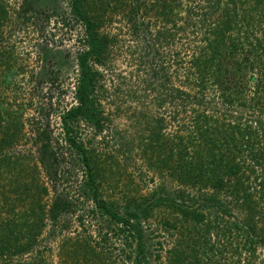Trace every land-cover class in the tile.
I'll use <instances>...</instances> for the list:
<instances>
[{
	"label": "trees",
	"instance_id": "1",
	"mask_svg": "<svg viewBox=\"0 0 264 264\" xmlns=\"http://www.w3.org/2000/svg\"><path fill=\"white\" fill-rule=\"evenodd\" d=\"M146 1L116 0V9L128 7L123 18L131 23L130 29L135 33L144 31L146 53H162L161 63H147L145 70L150 68L156 82L161 79V91L166 92L161 95V104L170 100L175 106L170 120L181 123L179 129L186 134L168 138L163 132L166 117L154 119L152 140L165 152L156 167L170 170L181 188L174 196L163 193L165 196L157 200L155 195L142 212L149 217L154 206L166 204L177 215L165 223L169 228L176 227L182 237L169 251L167 264H264V0H203V5L189 8L185 15L179 14L173 28L160 26L155 32L145 20L150 10L158 6L157 17L160 20L162 15L167 16V21L174 11L166 0H150V9ZM87 2L72 0L74 13L84 23L86 39L78 56L77 104L67 108L61 120L66 141L73 150L70 156L78 158L80 167L85 169L91 198L102 211L101 217H108L102 223H108V230L118 236L137 239L139 254H143L144 233L139 222H134L140 219L139 211L121 215L101 197L91 151L75 134L85 120L98 133L105 129L101 103L104 73L94 63L104 61L111 43L119 40L108 32L100 33V16L87 12ZM162 6L166 7L165 12ZM6 15L0 2V22ZM178 19L182 20L179 25ZM184 36L193 39L194 45L187 47L182 42L181 50L173 51L174 41H184ZM166 46H170L168 50ZM141 58L143 62L150 59ZM176 78L181 85L173 84ZM37 134L40 163L48 176H57L65 153L52 144L46 130L39 127ZM5 143L9 140L1 138L0 179L13 161L1 154ZM41 193L47 194L48 187H42ZM55 193L47 212L45 205L38 203L22 213L19 220L2 222L0 264H38V254L32 262L23 261L22 257L36 243L47 216L56 220L74 204L57 186ZM79 218L84 225V217ZM101 237L108 241V231ZM76 244L83 247L84 254L101 255L85 239ZM217 253L221 258L228 254L229 258L223 257L225 261L221 263ZM127 258L132 260L133 254ZM136 260V264H144L142 259Z\"/></svg>",
	"mask_w": 264,
	"mask_h": 264
},
{
	"label": "rangeland",
	"instance_id": "2",
	"mask_svg": "<svg viewBox=\"0 0 264 264\" xmlns=\"http://www.w3.org/2000/svg\"><path fill=\"white\" fill-rule=\"evenodd\" d=\"M0 2L7 10L6 19L0 22V139L5 137L11 142L5 143L1 154L13 159L8 166L4 165L8 170L0 179V225L4 221L19 220L22 213L38 203L44 204L47 212L57 186L74 204L56 220L47 216L43 230L32 249L22 257L23 261L32 262L38 254V264H136L137 258L144 264H167L169 251L182 237L176 227L169 228L165 223L177 215L166 204L154 206L149 217L142 212L155 195L157 200L165 196L163 193L174 196L181 188L170 170L156 167L165 152L160 151L151 134L156 125L154 119L163 117L168 124H164L163 130L166 137L175 139L177 134H186L179 129L181 123L170 120L175 106L170 100L161 104V95L166 93L161 91V79L156 82L150 68L145 70L149 67L147 63H161L162 53L158 56L144 51V31L135 33L130 29L131 23L123 18L128 7L116 9V0H88L87 12L100 16V33L108 32L119 40L114 42L110 38L114 43L105 60L94 63L104 73L105 92L101 103L105 129L98 133L92 123L85 120L75 134L91 151L101 197L121 215L139 211L140 219L134 222L141 225L145 244V252L139 254L137 239L118 236L108 230V223H102L101 220L108 217H101L102 211L91 198L92 189L87 185L85 169L80 167L78 158L70 156L73 150L66 141L61 115L77 104L78 56L86 39L84 23L74 13L72 0ZM146 2L150 9V0ZM203 2L166 0L174 11L168 16L171 20L167 21V16L163 15L159 20L158 6L150 10L145 20L154 32L160 26L173 28L179 14L185 15L189 8ZM162 8L165 12L166 7ZM181 22L178 19V25ZM187 36L183 37L184 41L182 38L174 41L173 51L181 50L182 42L187 47L194 45L193 39ZM169 47L166 46V50ZM141 56L150 59L143 62ZM173 84L181 85L180 79L176 78ZM14 124L19 126L13 127ZM39 127L46 130L52 144L60 146L65 153L57 176H48L40 163V145L36 142ZM121 141L128 143L124 145ZM42 187H48L47 194L41 193ZM232 214L238 216L236 211ZM79 217H84V225ZM234 217L225 216L236 220ZM107 231L108 241H104L100 234ZM82 239L92 243L101 255L84 254L83 247L76 244ZM132 254V260H128L127 255ZM217 255L221 263L229 258L228 254L224 258L220 253Z\"/></svg>",
	"mask_w": 264,
	"mask_h": 264
}]
</instances>
